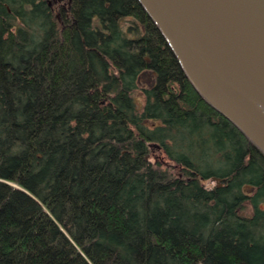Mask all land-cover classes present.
<instances>
[{"label":"trees","instance_id":"trees-1","mask_svg":"<svg viewBox=\"0 0 264 264\" xmlns=\"http://www.w3.org/2000/svg\"><path fill=\"white\" fill-rule=\"evenodd\" d=\"M0 264H264V153L140 0H0Z\"/></svg>","mask_w":264,"mask_h":264},{"label":"water","instance_id":"water-1","mask_svg":"<svg viewBox=\"0 0 264 264\" xmlns=\"http://www.w3.org/2000/svg\"><path fill=\"white\" fill-rule=\"evenodd\" d=\"M140 1L199 93L264 153V0Z\"/></svg>","mask_w":264,"mask_h":264},{"label":"rangeland","instance_id":"rangeland-1","mask_svg":"<svg viewBox=\"0 0 264 264\" xmlns=\"http://www.w3.org/2000/svg\"><path fill=\"white\" fill-rule=\"evenodd\" d=\"M60 1H62V0H60ZM57 2H58V0H50V4L51 5L52 4H56L57 5ZM243 214L249 215L250 214V208L247 211H245Z\"/></svg>","mask_w":264,"mask_h":264}]
</instances>
